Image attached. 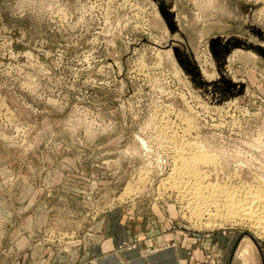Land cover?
Masks as SVG:
<instances>
[{"label":"rangeland","instance_id":"rangeland-1","mask_svg":"<svg viewBox=\"0 0 264 264\" xmlns=\"http://www.w3.org/2000/svg\"><path fill=\"white\" fill-rule=\"evenodd\" d=\"M188 142L204 185L263 196L264 0H0V264H95L110 236L262 264L223 196L197 218L169 187Z\"/></svg>","mask_w":264,"mask_h":264},{"label":"bare ground","instance_id":"bare-ground-1","mask_svg":"<svg viewBox=\"0 0 264 264\" xmlns=\"http://www.w3.org/2000/svg\"><path fill=\"white\" fill-rule=\"evenodd\" d=\"M166 131L168 132V130H166ZM173 136H174V133H173ZM174 138H175V136H174ZM182 142H184V141H182ZM182 142H180V144H182ZM186 143H187V141H186ZM183 146H181V147H183ZM194 146H191V143L188 142V145L186 144L182 149L181 148H180V150L178 149L180 151L179 153H177V151L175 152V153L181 155V156L179 155L180 157L176 158V159L180 160L181 165L178 166L177 168H175L174 170H171V173L169 172L170 173V175H169L170 181H168V182H170V184H171L169 187H171V189L173 191L178 193L181 196V198L187 202V204L193 205V206H195V208H199V210L201 211L199 213L196 210L191 211V212H193V215L196 216L197 218L199 216H201L202 211H205V208L208 205H210V204L212 205L213 203H215L214 199L220 194L221 196H223L225 198V203L224 204L222 203L223 205L222 204L221 205L226 209V214H225L226 219H228V220L231 219L232 222L236 221V223L238 222L241 225L247 226L255 235L264 236V202L262 203L263 200H260L261 197L264 196V194H263V196L258 194V196L256 197L257 193L253 195V193L245 191L243 188V190L245 192H241L240 195H238V194L237 195L236 194L231 195L232 191H231V193H226V192L224 193L225 190L223 191V189L220 188L219 185L217 186L216 182H215V184L209 183V184L204 185L203 184L204 182H202V180H204L203 177L210 175V173H209V171H205V172H207V174L208 173L209 174L203 176L201 173L202 170L200 171L199 167L202 166L201 165L202 163L203 164L208 163V161H210V159L209 158L207 159V156L204 155L205 154L204 151H203L204 153H202V152L200 153V151L197 150V148H196V150H197V152L199 151L198 152L199 155H197V156L195 155L197 152L193 154L192 152L195 151ZM191 153H192V155H191ZM177 154H175V155H177ZM197 160L199 162H201V164H200L201 166H199V167L197 166V164H199V163H197ZM208 177H206V179ZM201 178H203V179L200 180ZM234 189H235V187H234ZM226 190H228V189H226ZM236 190H234V192H236ZM240 191H242V190H240ZM221 196H220V198H221ZM224 198H223V200H224ZM216 200H218V199H216ZM218 202H220V201H218ZM216 213H218V211L215 212L214 215ZM193 215H192V217H193ZM222 215H221V217H222ZM208 217L210 219L214 218L213 215H208ZM219 219L222 222L224 221V219H221V218H219ZM247 252H248V247H245L241 251V254H247Z\"/></svg>","mask_w":264,"mask_h":264},{"label":"crops","instance_id":"crops-1","mask_svg":"<svg viewBox=\"0 0 264 264\" xmlns=\"http://www.w3.org/2000/svg\"><path fill=\"white\" fill-rule=\"evenodd\" d=\"M126 234H128L126 232ZM124 237L110 236L106 237L103 245L96 253L94 258L95 264H188L187 252L183 249L169 248L150 255L143 254L141 248L134 250H120L119 244L126 239ZM215 253L220 255L218 248L214 249ZM95 257L94 255L90 254ZM195 255V254H194ZM198 254L195 256L197 259ZM204 259V258H203ZM220 264V262L218 263ZM264 264V258H262Z\"/></svg>","mask_w":264,"mask_h":264}]
</instances>
